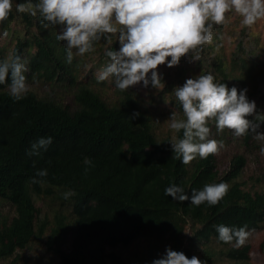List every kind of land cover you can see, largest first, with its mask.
<instances>
[{
	"label": "trees",
	"instance_id": "obj_1",
	"mask_svg": "<svg viewBox=\"0 0 264 264\" xmlns=\"http://www.w3.org/2000/svg\"><path fill=\"white\" fill-rule=\"evenodd\" d=\"M20 2L24 0H13L9 15L0 21V26H6L19 18L24 25L25 33L16 37L11 54L20 55L23 62L27 58V80L73 89L78 108L71 112L54 101L38 98L32 91L15 100L9 95V81L0 84V201L14 212L11 219L0 215V261L10 257L17 260L18 252L38 239L60 264H125L120 254L107 249L168 233L171 247L189 257L197 249L195 242L206 246L214 241L224 247L220 254L204 248L198 258L205 264L221 254L235 264H246L250 244L236 247L234 241H220L215 229L220 223L246 225L250 233L264 224V192L245 190L237 182L246 165L245 157L234 155L223 174L217 170L213 153L181 163L171 150L170 138L158 140L154 135L151 116L138 98L122 90L118 93L121 103L110 105L80 82L79 59L73 53L71 63L66 62L64 42L56 39L57 28L45 29L38 15L18 11ZM221 25H214L212 32L216 33H212L211 43L194 50L203 67L201 74L212 72L220 82L246 88L251 70L241 52L230 55L228 67L218 51L207 57L216 46L213 42ZM108 48L118 47L113 43ZM169 79L164 92L172 93L176 85L183 84L184 70L177 69ZM174 99L175 106L182 110ZM134 112L139 115L132 118ZM49 135L52 142L38 148L37 154H30L31 144ZM251 135L246 134L245 143ZM84 157L90 158L91 164H85ZM40 168H46L47 175L34 182L32 177ZM221 180L230 187L214 205H195L164 194V188L172 183L190 194L193 188ZM69 188L75 195L65 199L62 193ZM34 198L65 200L69 213L59 210L52 214L51 221L38 219ZM171 214H178L191 225L186 244L179 223L172 225L169 221ZM154 257L150 248L139 261L145 263Z\"/></svg>",
	"mask_w": 264,
	"mask_h": 264
},
{
	"label": "clouds",
	"instance_id": "obj_2",
	"mask_svg": "<svg viewBox=\"0 0 264 264\" xmlns=\"http://www.w3.org/2000/svg\"><path fill=\"white\" fill-rule=\"evenodd\" d=\"M12 3L13 0H0V21L9 15ZM16 8L32 16L38 15L45 29L57 28L56 39L64 42L68 63L72 61L73 49L83 55L93 50L95 42L110 40L109 34H116L119 46L105 50L109 59L97 71L96 79L113 78L114 86L120 90L136 84L157 88L163 83L158 65H178L182 56L198 60L191 52L212 41L213 27L224 23L226 13L238 14L242 26H252L264 17V0H24L17 3ZM7 35L6 29H0V37ZM27 70L18 54L0 59V84L9 81V95L15 100L22 99L27 92ZM246 93V88L229 87L217 81L212 72L189 76L175 87L183 118L170 113L168 127L177 133L182 130V135L173 136L168 142L181 163L187 164L197 156L206 158L223 147L222 140L210 138L209 121L214 122L218 132L228 128L234 136L244 134L252 126L247 116L257 105ZM138 115L134 112L132 118ZM256 136L264 139V133L257 132ZM52 139L51 135L39 137L31 144L30 154H37L40 147L46 148ZM260 151L264 153V146ZM84 163L91 164V159L84 157ZM46 175L47 169L40 168L32 179L36 182L37 177ZM229 187L221 180L193 188L189 194L172 183L164 188V194L195 205L203 202L214 205ZM62 195L67 199L75 195V190L69 188ZM246 227L217 224V239L242 246L249 235ZM145 264L205 262L195 254L189 257L184 251L165 245L162 253Z\"/></svg>",
	"mask_w": 264,
	"mask_h": 264
},
{
	"label": "rangeland",
	"instance_id": "obj_3",
	"mask_svg": "<svg viewBox=\"0 0 264 264\" xmlns=\"http://www.w3.org/2000/svg\"><path fill=\"white\" fill-rule=\"evenodd\" d=\"M218 26V25H217ZM0 29H6L8 35L0 37V59H6L11 55V51L15 45L16 37L25 33L24 25L21 24L19 18L11 21L6 26H0ZM212 33H216L214 30ZM110 40H100L94 45L91 52L83 55L73 53L79 59V81L92 88L100 97L108 104H120L121 97L118 93L122 90L116 88L113 83V78L104 81L96 79L97 71L102 68L107 62L108 57L105 56V50L108 46L116 42V34H109ZM242 42L241 48H238L239 42ZM216 42V43H215ZM213 44L216 46L213 51L210 50L207 57H212L217 51L224 56L225 66L228 67L230 55L234 51L242 53V56L247 59L248 76L246 78L247 96L254 99L256 109L247 118L251 121L252 126L242 135L234 136L232 130L225 128L222 131H217L213 121H209L210 138H215L223 141V147L216 153H213L215 165L220 174H223L229 169L230 161L234 155H243L246 160V165L241 171L237 182L242 184L245 190L262 191L264 192V153L260 151L264 146V139L256 136L257 132L264 133V17L258 19L252 26H242L240 17L235 12L226 13V20L217 32V41ZM211 43V42H210ZM239 49V50H238ZM194 54V50L191 52ZM27 61L25 58L24 63ZM183 69L185 78L201 74L203 67L198 63V60L185 59L181 57L178 65L168 67L164 64L158 65V71L163 73L162 84L154 88L152 86L142 87L140 84L129 86L126 90L134 97L138 98L142 107L148 110L153 123V133L158 140L173 136H177V132L168 127V117L170 113L175 112L177 118H183L182 110L175 106L174 92H164V85L167 84L169 78L175 74L177 69ZM185 80V79H184ZM218 81V80H217ZM169 82V81H168ZM27 91H32L38 98L48 99L69 108V111H75L78 106L74 102L73 89L66 88L57 83L35 82L34 80H25ZM234 85L230 82L229 87ZM177 86V85H176ZM251 119H254L252 121ZM249 132L252 133L251 138L245 143L244 138ZM35 199V204L38 209L37 218L52 219V214L61 210L64 213H69L67 201L62 199ZM64 202V203H63ZM13 208L0 201V215L11 219L13 216ZM169 221L173 225L179 223L182 228V242L186 244L191 235V225L188 220L181 218L178 214H171ZM245 243L250 244V259L246 264H264V224L257 231L250 232ZM69 241L66 244L68 248ZM165 245L172 246L169 234L166 233L160 237H155L150 240L140 239L129 246H118L113 249H107L108 252L120 254L125 264H145L139 260L146 254L148 249H154L157 256L162 253ZM197 246L194 254L200 256L204 248H207L214 254H220L224 247L214 241L208 242L206 246L195 242ZM20 257L16 260L15 257H10L1 260L0 264H60L57 256L47 251L44 248L43 241L35 239L30 242L29 246L18 252ZM211 264H235L226 259L222 254L215 255L211 260Z\"/></svg>",
	"mask_w": 264,
	"mask_h": 264
}]
</instances>
